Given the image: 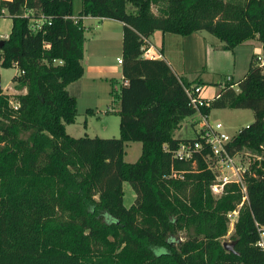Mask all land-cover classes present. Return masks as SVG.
<instances>
[{
    "label": "trees",
    "instance_id": "1",
    "mask_svg": "<svg viewBox=\"0 0 264 264\" xmlns=\"http://www.w3.org/2000/svg\"><path fill=\"white\" fill-rule=\"evenodd\" d=\"M1 5L10 22L0 39V67H15L12 79L24 91L0 94V264H264L255 246V222L264 226V0H80L77 15L72 0ZM40 15L49 23L32 28ZM70 16L122 23L125 82L111 93L117 108L104 111L118 116L117 137H72L65 130L76 115L65 87L82 75L85 39L83 19ZM154 30L181 36L203 30L226 50L260 43L263 62L252 54L236 89L230 78L200 110L252 112L228 143L230 155L260 157L243 176L245 198L233 182L220 196L211 193L205 150L174 156L194 138L173 135L195 112L183 90L191 85L163 58L141 55ZM128 141L140 142L130 163L123 161ZM123 182L134 194L127 206ZM233 210L225 247L220 238Z\"/></svg>",
    "mask_w": 264,
    "mask_h": 264
},
{
    "label": "rangeland",
    "instance_id": "2",
    "mask_svg": "<svg viewBox=\"0 0 264 264\" xmlns=\"http://www.w3.org/2000/svg\"><path fill=\"white\" fill-rule=\"evenodd\" d=\"M79 9L80 0H72L73 15H77ZM151 10L155 12L154 5ZM9 22L10 20L6 14L0 17V39L7 35ZM87 22H90L91 26L84 33L86 43L92 39L91 41L98 40L109 44L110 54L107 60L115 63L114 56L120 51V36L115 32V26L119 25L117 20L107 19L101 22L87 20ZM95 24L98 26L95 27ZM151 41L153 45L160 47L161 42L158 36L153 37ZM221 45L222 42L203 30L194 31L190 36L165 33L163 51L164 57L167 59L171 57L172 68L177 74H186L185 81L190 82V85H201L205 89V93L208 96H212L218 93L220 86L226 82L227 76L231 78L229 82H233L236 86V82L247 69L250 56L252 54L260 56L261 54L260 43L256 39L244 41L232 50L223 49ZM176 53L179 55H176L175 59L174 54ZM180 55L182 58L178 60ZM15 72L16 68L13 66L8 68L0 67V84L2 86L11 85L12 95L18 92L15 86L16 83L12 79ZM116 86H118L117 83ZM67 91L70 95H78L75 85H68ZM92 92H86L78 98L74 121L65 127L66 132L72 137H79L84 134L89 137H117L118 116L112 113L104 114L100 112L109 106L112 95L110 94L109 96L105 93L101 97V101L99 98V100L92 102L94 95ZM99 102L100 105L97 106ZM114 107L113 110L117 108V105ZM86 109H91L92 112L87 113ZM208 114L211 120L220 122L229 134H235L240 127L247 125L253 120L252 112L249 109L213 108L209 110ZM195 123V114L186 116L180 122L179 127L175 129L173 135L180 138L193 137L195 134L193 129ZM124 150L123 161L133 162L140 153V142L128 141L124 145ZM122 187L124 190V205L127 206L133 201L134 194L127 182H123ZM226 226V234L220 238V241L230 244L229 235L232 232L233 224L230 221Z\"/></svg>",
    "mask_w": 264,
    "mask_h": 264
},
{
    "label": "built area",
    "instance_id": "3",
    "mask_svg": "<svg viewBox=\"0 0 264 264\" xmlns=\"http://www.w3.org/2000/svg\"><path fill=\"white\" fill-rule=\"evenodd\" d=\"M11 0H0V15L5 14L6 10L1 5L2 2H9ZM72 19H84V16H70ZM49 23V19L40 15L32 22V28H39L44 22ZM146 42V41H145ZM142 44L140 46L141 55L147 58H162L159 52L150 49L149 46ZM259 63L263 62V58L258 56ZM116 62L120 63V58H116ZM17 73H21L18 71ZM230 80V77H226V81ZM125 82V81H124ZM236 89L235 84L231 85ZM12 86L6 84L2 86L0 84V94L12 96ZM188 104L194 109L196 115V123L193 126L194 138L192 142L180 143L174 152V156L182 159H188L193 151L205 150L204 160L207 168L213 173V180L209 188L214 196H220L224 190V187L228 183H235L240 187L243 197L245 198V185L243 176L245 173H250V166L254 162V158L259 160L258 155L251 154L247 151H238L233 155H230L228 151V143L231 140L233 134H229L218 121H213L209 118V114H203L200 110L208 105V99L203 95L204 88L201 85H191L183 88ZM24 89L18 90L23 92ZM17 92V93H18ZM10 105L15 108L16 101L10 99ZM243 157V158H241ZM236 210L228 213V222H232L235 219ZM255 228L257 238L255 246H257L264 254V226L255 222Z\"/></svg>",
    "mask_w": 264,
    "mask_h": 264
},
{
    "label": "crops",
    "instance_id": "4",
    "mask_svg": "<svg viewBox=\"0 0 264 264\" xmlns=\"http://www.w3.org/2000/svg\"><path fill=\"white\" fill-rule=\"evenodd\" d=\"M108 18H99V17H91V16H87L86 18H84L82 20L83 26H84V33L85 31L89 28L90 22H87V20H96V22H101L103 20H107ZM87 22V23H86ZM119 23L118 26L116 27V34H118V36H120L121 38V26L122 23L117 21ZM95 27H97L98 25L95 24ZM118 27V29H117ZM85 35V34H84ZM158 36L159 40L161 42L160 47H156V45H153L152 43V38ZM186 36V35H185ZM187 36H190L187 35ZM6 37V36H5ZM164 37H165V33H161L158 30H154L152 32V34L148 37L147 41L145 42V46H149L150 49L159 52L161 54V57L168 63V65L170 66V68L172 69V71L179 76L182 80H184L185 75L184 73L182 74H177L174 69L172 68V59L171 57H169V59H167L166 57H164V51H163V42H164ZM4 38V37H3ZM85 38V36H84ZM84 43H83V55H82V59H81V65H82V75L80 76V78H78L77 80L70 82L66 85V90H67V86L68 85H75V87H77V96L73 95L75 97L76 100V106H77V100L79 97H81L84 93L89 92V91H93L92 94L93 95V99L92 102H94L95 100H99L101 101V97L106 93L107 95L110 96V94L113 92L115 93L118 89V86L120 83H124L122 80V75H121V67H120V63L116 62V58H120V53H121V42H120V51L118 54H116L114 56V61L113 62H109L107 60V57H109L110 54V47L109 44H107L106 42H99L98 40H94L91 41L92 39H90L87 43H86V38L84 39ZM103 50V51H102ZM102 51V53H101ZM111 52H113V50H111ZM176 55L179 54H174V58L176 59ZM182 58V56L180 55V58L178 60H180ZM188 82V81H187ZM116 83L118 86H116ZM203 95L207 98H210L212 96H208L205 91L203 92ZM111 102L109 104V106L106 107L105 110H113L115 107L116 102H114L112 100V96L110 98ZM93 104V103H91ZM97 105V104H95ZM100 105V102L97 106ZM111 105V108L109 109ZM94 106V105H91ZM105 110H101V113H104ZM92 110L90 109L91 113ZM105 114V113H104ZM70 125V124H68ZM67 125H65L66 127ZM175 131V130H174ZM174 137H176L174 135ZM176 138H180V137H176Z\"/></svg>",
    "mask_w": 264,
    "mask_h": 264
},
{
    "label": "water",
    "instance_id": "5",
    "mask_svg": "<svg viewBox=\"0 0 264 264\" xmlns=\"http://www.w3.org/2000/svg\"><path fill=\"white\" fill-rule=\"evenodd\" d=\"M1 40H0V44H1ZM223 245L225 246V247H230L231 246V243L230 244H227V243H223Z\"/></svg>",
    "mask_w": 264,
    "mask_h": 264
}]
</instances>
